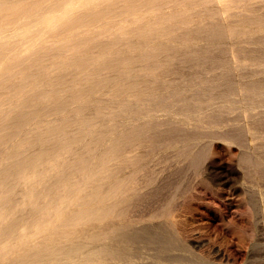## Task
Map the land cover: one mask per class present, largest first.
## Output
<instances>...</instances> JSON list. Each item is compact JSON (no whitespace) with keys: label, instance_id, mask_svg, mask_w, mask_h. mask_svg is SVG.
<instances>
[{"label":"bare ground","instance_id":"6f19581e","mask_svg":"<svg viewBox=\"0 0 264 264\" xmlns=\"http://www.w3.org/2000/svg\"><path fill=\"white\" fill-rule=\"evenodd\" d=\"M173 1L176 0H0V264H216L184 244L171 234L173 231H155L146 225L137 227L132 221L118 222L108 216L113 214L115 202L122 201L124 194L134 187L131 177L115 178L117 169L111 161L115 160V165L123 161V165L136 166L139 159L121 161L116 155L124 144L145 136L144 124L138 123L129 132L127 129L125 134L108 140L111 142L101 152L93 151L94 154L89 143H100L106 135L94 130L93 118H86L88 115L72 121L67 118L69 115L65 118L63 115L59 124L25 130L28 122H38L47 112L63 110L73 103H76L75 116L83 114L86 106L81 101L87 93L91 95L108 87L112 94L107 101L111 99L120 107L112 114L132 111V105L139 101L142 105L143 99L152 106L164 103L166 107L177 104L189 107L190 99L181 97L183 90L174 88L155 97V88L168 86L164 80L156 82L155 69L170 56L159 55L165 49L155 46L152 39L170 37L175 19L180 28H189L182 13L159 12L164 4ZM137 14L142 17H135ZM123 19L132 24L127 30L108 28V24L114 26ZM220 29L213 30V26L208 29L198 22L188 34L203 32L218 39ZM38 42L43 44L33 49ZM117 44L124 47L116 48ZM95 48L98 50L93 52ZM45 56L51 57L49 61L46 59L48 62ZM65 76L71 77L72 84L67 89L70 94L63 98L59 84ZM75 78L85 82L77 84ZM129 93H133L130 99L133 104L126 102ZM167 98L174 100L165 103ZM149 109L146 112L138 109L135 116H148ZM110 119L109 122L113 120ZM69 125L75 129L72 136L65 131ZM86 135H91L90 142L74 157V163L62 159L61 168L51 175L43 170L58 150L72 153L76 149L73 144L77 145ZM150 136L154 140L156 135ZM35 143L40 147L33 152L31 147ZM86 166L88 171L81 174ZM77 171L81 176L75 181L72 177L78 175ZM48 176L51 177L46 182ZM102 184L108 187L104 194ZM107 197L113 202L100 204ZM71 204H76V208L66 211ZM33 233H43V240H33Z\"/></svg>","mask_w":264,"mask_h":264},{"label":"rangeland","instance_id":"374dc122","mask_svg":"<svg viewBox=\"0 0 264 264\" xmlns=\"http://www.w3.org/2000/svg\"><path fill=\"white\" fill-rule=\"evenodd\" d=\"M159 12L182 13L191 29L198 22L208 29H212V26L213 30L221 28L222 34L218 39L203 32L188 34L191 29L185 35L189 28H180L181 24L175 19L170 37L162 35L152 39L155 46L165 49L159 55L167 53L170 56L155 69L156 82L164 80L168 83L166 88H155V97L174 88L183 90L180 96L190 99L189 107H178V104L166 107L164 103H159L161 108L143 99L142 105L140 101L132 105V111L112 114L120 107L111 99L107 101L112 94L108 87L105 89L107 91L91 95L87 93L85 100L81 101L86 106L83 114L75 116L76 103H73L63 110L47 112L39 118L40 122H28L25 130L59 124L63 120L61 116L65 118V115H69L67 118L71 121L81 117L93 118L96 125H93L94 130L105 132V142L89 143L91 135H86L77 145L73 144L76 149L72 153L58 150L55 157L49 158L48 167L43 169L51 175L61 168L63 160L74 163V157L79 156L88 143L90 147L93 146L92 152H101V148L104 149L111 142L108 140L144 124L147 130L145 136L132 141L134 144H124L116 155L121 161L139 159L135 164L137 169L141 168L139 172L130 164L123 165V161L117 165L115 160L111 161L117 169L115 178L124 180L126 176L131 177L134 187L124 194L122 201L115 202L118 208L115 207L111 212L113 214L108 216L117 218L118 222L132 221L137 227L146 225L155 231H173L171 234L184 244L216 264H264V0H176L164 4ZM137 15L135 17H142ZM128 24L129 21L123 19L120 24H108L107 27L124 31L132 25ZM39 43L33 44L32 48L43 44ZM120 47L124 46L116 45V48ZM97 50L92 49L93 52ZM44 58L46 62L51 57ZM63 80L59 87L61 96L66 98L70 94L67 89L72 84L71 77L65 76ZM74 80L81 85L85 82L79 78ZM144 93L147 95L148 92ZM132 94L124 96L126 102L132 103ZM171 99L167 98L165 103L174 100ZM145 107H151L148 116L142 113L147 118L141 114L136 117L135 111L146 112ZM108 119L113 120L109 122ZM68 127L65 129L67 134H75L74 127ZM154 134L153 140L150 135ZM44 145L45 148L48 146V152L52 150L50 142ZM38 147V143L33 144L31 151H39ZM88 167L81 169L80 173L88 171ZM80 173L74 174L72 179L77 181ZM130 173L133 175L130 176ZM50 177L46 178V182ZM102 185L100 188L104 194L108 187L107 184ZM112 200L107 197L100 204ZM74 208L76 204H71L65 210ZM32 237L40 241L44 236L43 233H33Z\"/></svg>","mask_w":264,"mask_h":264}]
</instances>
